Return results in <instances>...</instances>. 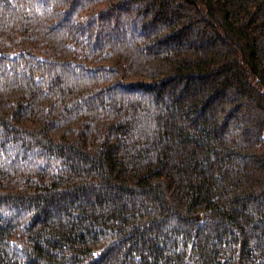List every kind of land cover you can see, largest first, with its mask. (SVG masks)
<instances>
[{"label": "trees", "instance_id": "trees-1", "mask_svg": "<svg viewBox=\"0 0 264 264\" xmlns=\"http://www.w3.org/2000/svg\"><path fill=\"white\" fill-rule=\"evenodd\" d=\"M0 264H264V0H0Z\"/></svg>", "mask_w": 264, "mask_h": 264}]
</instances>
